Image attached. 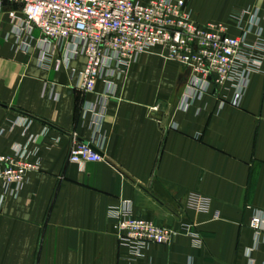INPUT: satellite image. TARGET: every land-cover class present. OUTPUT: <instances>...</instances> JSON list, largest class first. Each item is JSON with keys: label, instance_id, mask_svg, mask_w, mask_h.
Wrapping results in <instances>:
<instances>
[{"label": "crops", "instance_id": "obj_1", "mask_svg": "<svg viewBox=\"0 0 264 264\" xmlns=\"http://www.w3.org/2000/svg\"><path fill=\"white\" fill-rule=\"evenodd\" d=\"M209 2V3H208ZM198 22H228L264 0H190ZM191 8V7H190ZM224 12L218 14H202ZM12 28L0 17V154L40 136L43 166L25 182L18 199L0 209V264H248L255 246L250 221L264 214V76H253L241 108H220L214 96L183 111L187 73L166 62L159 50L144 54L105 105L101 132L106 161L69 162L76 141L93 145L97 127L88 104H97L104 80L92 94L75 92L70 69L82 72L81 56L69 69L56 67L62 51L40 66L41 51L21 52L5 36ZM159 107L161 122L151 116ZM31 118L25 134L14 124ZM6 192L0 180V199ZM190 193L203 196L188 209ZM130 202L136 214L160 225L194 226L198 240L182 235L170 246H151L136 258L122 247L109 210ZM264 264V246L252 255Z\"/></svg>", "mask_w": 264, "mask_h": 264}, {"label": "built area", "instance_id": "obj_2", "mask_svg": "<svg viewBox=\"0 0 264 264\" xmlns=\"http://www.w3.org/2000/svg\"><path fill=\"white\" fill-rule=\"evenodd\" d=\"M189 1L0 0V17L8 15L12 25L5 39L13 41L19 51L29 54L39 49L42 67L56 51H62L56 67L67 69L72 61L84 56L87 63L82 72L70 69L75 92L92 94L98 81L106 83L99 102L86 108L92 125L97 127V140L93 145L76 141L70 151L71 164L106 161L101 126L107 100L117 92L115 81L122 80L142 55L155 49L163 60L179 64L187 73L180 107L183 111L195 108L209 96L219 101L220 108L226 104L242 107L253 76H264V9L247 7L233 12L228 22L202 24ZM160 112L154 107L151 116ZM18 125L27 134L33 120L22 118L10 131ZM39 138L31 135L24 144L13 145L9 156L0 154V180L6 190L0 209L6 198L20 197L30 174L41 171ZM203 200L200 194L190 193L187 208L198 209ZM108 219L120 245L136 258L143 257L151 246H170L182 235L198 240L192 224L181 228L160 225L136 214L127 201L111 208ZM250 227L255 233V246L247 250L246 258L248 264H255L252 255L264 246V214H256Z\"/></svg>", "mask_w": 264, "mask_h": 264}, {"label": "rangeland", "instance_id": "obj_3", "mask_svg": "<svg viewBox=\"0 0 264 264\" xmlns=\"http://www.w3.org/2000/svg\"><path fill=\"white\" fill-rule=\"evenodd\" d=\"M208 3H209V2H208ZM190 7H191V9L193 10L194 14H198V13L196 12V10H195V9H196V8H195V5H193V6L191 5ZM248 7H252V5H251V6H248ZM226 13H227V12H226ZM226 13H224V12H220V13L218 12V13H217V12H213V11H212V12H209L208 10H207V12H206L205 10H202V14H204V15H206V14H218V15H220V16H225Z\"/></svg>", "mask_w": 264, "mask_h": 264}, {"label": "water", "instance_id": "obj_4", "mask_svg": "<svg viewBox=\"0 0 264 264\" xmlns=\"http://www.w3.org/2000/svg\"><path fill=\"white\" fill-rule=\"evenodd\" d=\"M4 5L5 6L7 5L6 1L4 2ZM18 8H19L18 6H15V10H18ZM163 116H164L163 112H160L159 114H152V117H154L157 120H161L163 118ZM85 144H87V143H85Z\"/></svg>", "mask_w": 264, "mask_h": 264}]
</instances>
